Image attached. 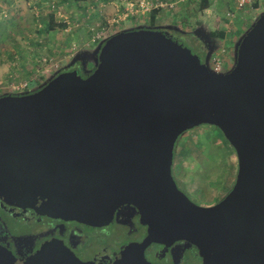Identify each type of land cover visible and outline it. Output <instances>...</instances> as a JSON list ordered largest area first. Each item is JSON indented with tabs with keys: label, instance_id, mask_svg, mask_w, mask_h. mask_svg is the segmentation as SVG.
Masks as SVG:
<instances>
[{
	"label": "water",
	"instance_id": "water-1",
	"mask_svg": "<svg viewBox=\"0 0 264 264\" xmlns=\"http://www.w3.org/2000/svg\"><path fill=\"white\" fill-rule=\"evenodd\" d=\"M99 46L86 76L68 69L31 93L0 96V198L98 226L133 206L147 234L113 264H151L146 247L177 241L202 264H264V14L224 73L160 30L122 31ZM200 125L218 128L237 158L234 185L213 206L193 203L172 176L177 139ZM0 264L94 263L54 243L25 259L0 249Z\"/></svg>",
	"mask_w": 264,
	"mask_h": 264
},
{
	"label": "rangeland",
	"instance_id": "rangeland-1",
	"mask_svg": "<svg viewBox=\"0 0 264 264\" xmlns=\"http://www.w3.org/2000/svg\"><path fill=\"white\" fill-rule=\"evenodd\" d=\"M47 1L57 7L48 8L46 0H17L13 4L15 13L9 11L6 17L2 14L1 18L5 22L0 23V59L7 56L13 57L16 54L21 57L25 53L24 64L19 68V75L25 71H30L27 74L24 73L25 76L30 74L27 77L36 75L41 81L38 88L44 86L61 70L77 68L76 70L83 77L93 71L96 65L95 53L84 63L70 66L69 61L73 59L71 57L62 64L58 63L57 68L54 69V61H58L62 55L71 54L74 45L76 48L73 54H81V49L89 52V48L101 45L104 40L116 33L152 29L163 30L172 39L191 50L193 54L199 52L204 55L211 43L210 40L206 41L203 47L200 41L193 38L192 34L199 30L197 27L204 28V31H207L206 34L210 36L212 30L219 28V24H233L227 20L231 18L226 16V12L231 11L234 0H218L222 9L219 7L214 9L215 1H210L209 9L216 11V14L219 10L220 13L217 23L210 20L209 15H205L210 13L203 12L197 0ZM140 1L153 7L151 10L144 11L139 6ZM126 3H132L133 6L126 5ZM243 11L245 12L238 11L231 21L240 18L250 20L251 17L254 19L243 27L239 38L244 36L260 15L264 14V0L260 4L256 3L252 7H246ZM185 13L189 16L187 19L183 18ZM41 19H49L52 24L57 26L62 24L65 27H57L55 30L48 31L40 24ZM171 27L179 28L178 30L183 32L182 35L186 36L184 38L187 42L177 38L176 35L180 32L172 33ZM238 31L240 32V30H232L231 35L238 34ZM181 37L183 36L180 35ZM86 44H90L89 47ZM44 56L50 58L51 61L41 66L40 60ZM200 60L203 58L201 57ZM232 67V64L227 67L224 63L223 71L227 72ZM34 89L35 86L29 87L25 93H31ZM21 93L24 94V92ZM172 173L187 189L191 199L196 204L198 203L197 205L213 206L221 201L234 185L237 173L236 154L218 128L211 125H200L184 132L177 139ZM178 185L180 186L179 183ZM108 239L111 242L112 237ZM89 247L86 250L90 249ZM186 264H195L194 258L190 257Z\"/></svg>",
	"mask_w": 264,
	"mask_h": 264
},
{
	"label": "flooded vegetation",
	"instance_id": "flooded-vegetation-1",
	"mask_svg": "<svg viewBox=\"0 0 264 264\" xmlns=\"http://www.w3.org/2000/svg\"><path fill=\"white\" fill-rule=\"evenodd\" d=\"M180 35L177 33L176 37L187 42ZM201 44L203 47L206 45L203 41ZM196 54L204 60L201 53ZM172 176L177 188L195 203L173 173ZM139 219L136 208L124 205L115 211L110 223L90 225L73 219L41 215L31 207L11 205L0 198V249L17 259H25L47 245L58 243L82 262L113 264L125 246L140 243L145 238L147 227ZM109 237H112L111 242ZM87 247L90 249L86 250ZM144 256L151 264H186L190 257L194 258L195 264H202L196 248L184 241H177L169 247L151 243L144 250Z\"/></svg>",
	"mask_w": 264,
	"mask_h": 264
},
{
	"label": "crops",
	"instance_id": "crops-1",
	"mask_svg": "<svg viewBox=\"0 0 264 264\" xmlns=\"http://www.w3.org/2000/svg\"><path fill=\"white\" fill-rule=\"evenodd\" d=\"M199 2L200 7L202 8V0H197ZM210 1L208 0L206 3L205 8L203 9V12L205 13H210V14H205V15H209L210 16V20H214V23H217L219 21L218 19V14L219 10L217 11L218 14H216V11H213L211 9H209L210 7ZM214 5L213 8H221L220 7V3L218 0H214ZM17 0H0V23H4L5 20H2L1 15L4 14V17H6V14H8L9 11H12L11 13H15L14 9H13V4L16 3ZM141 2V1H140ZM184 2V1H183ZM204 2V1H203ZM133 5L132 3H126V5ZM153 4V3H152ZM154 5V4H153ZM155 6V5H154ZM233 8V7H232ZM7 9V10H6ZM245 11H242L241 13H243ZM18 15V14H17ZM16 17V16H15ZM189 16L187 15V13L184 14V19H187ZM206 18H208L206 16ZM254 18L251 17L250 20H245L244 18H240L237 20H233L232 19H227L229 21V23H233L231 24H219V28L216 30H212V32L210 33V36H208L206 34L207 31H204L205 29L202 27H197L199 28L198 31H196L194 33V31L192 33L193 38H195L196 40H203V43L206 41L210 40V46H209V50H207L206 54H207V64L209 63V60L211 59V57L213 55H218L220 57V59L222 60L223 64L225 63V66L230 67V65L234 64V56H235V51L237 48V45L241 39V37L239 38V34L243 32V27H245V25L249 24L251 20H253ZM210 20L208 22H210ZM214 26V25H213ZM41 27V26H40ZM196 28V29H197ZM179 28L176 27H171V30H173L174 32H180V34L182 35L183 32L178 30ZM232 30H240V32L238 31V34H234L233 36L231 35ZM186 32V31H185ZM184 36V35H183ZM186 38V36H184ZM7 42V41H6ZM93 42V40H92ZM201 43V42H200ZM90 44H86L87 47H89ZM85 46V45H84ZM94 47V48H93ZM92 48H89V52L92 53L90 54L89 52H87V50L81 49V54H73V51L71 54H65L62 55V58H59L58 61H54L52 59V61H54V64L58 65V63L62 64V62H66V59L69 60L71 57H73V59L76 58V56H84V61H88V59L92 58L93 53L98 52L99 47L98 45L93 46ZM62 51V50H59ZM26 54L24 53L21 57L20 55L16 54L13 57H2L0 59V81H2L4 84H7L9 81H16V82H28L29 87H33L35 86L36 90L39 86V84L41 83V81L39 80V78L36 77V75H31V77H27L30 76L27 75V72L30 71H25L22 74L19 75V68L21 65L24 64V56ZM204 57V60L206 58L205 54H201ZM21 59V60H20ZM70 60V66H71V62L73 61ZM76 63H80V62H76ZM75 63V64H76ZM74 65V64H73ZM69 66V67H70ZM224 66V65H223ZM73 69V68H71ZM68 70V69H67ZM64 70L58 71V72H62ZM33 74V73H32ZM25 76V77H24ZM36 77V78H35ZM4 92V91H2ZM22 93L20 92L18 93H13L11 95H21ZM2 95H6V94H0V96Z\"/></svg>",
	"mask_w": 264,
	"mask_h": 264
},
{
	"label": "built area",
	"instance_id": "built-area-1",
	"mask_svg": "<svg viewBox=\"0 0 264 264\" xmlns=\"http://www.w3.org/2000/svg\"><path fill=\"white\" fill-rule=\"evenodd\" d=\"M262 1L263 0H234V6L231 9V11L226 12L227 13L226 16L232 19L233 17L236 16V13L238 11L241 12L246 7H252L256 3L260 4ZM45 3H46V6L50 9H55L57 7L55 4L50 3L47 0ZM139 6L143 8L144 11L151 10V8L153 7L152 5L148 6V3L146 2H141ZM75 48L76 46L74 45L72 48V51H74ZM50 61H51L50 58L44 56L40 60V65L45 66V64L46 63L48 64ZM223 65H224L223 62L218 55H213L208 63L209 69L216 73H224ZM55 68H57L56 64L54 65V69ZM28 88H29L28 82L9 81L7 84H4L2 81H0V93L1 94L11 95L13 93L25 92L26 90H28Z\"/></svg>",
	"mask_w": 264,
	"mask_h": 264
},
{
	"label": "trees",
	"instance_id": "trees-1",
	"mask_svg": "<svg viewBox=\"0 0 264 264\" xmlns=\"http://www.w3.org/2000/svg\"><path fill=\"white\" fill-rule=\"evenodd\" d=\"M204 1V2H203ZM207 1L208 0H202V9H204L205 8V6H206V3H207ZM154 13H155V11H154ZM41 25H43V27L45 26V29H47L48 31H51V30H55L57 27H59V28H63V27H65L64 25H55V24H52L50 21H49V19L47 20V19H41V23H40ZM200 42H201V40H199ZM205 56H207V54H205ZM203 62V61H202ZM204 63V62H203ZM58 73H60V72H58ZM57 73V74H58ZM25 92H27V90L25 91ZM24 92V94H27V93H25Z\"/></svg>",
	"mask_w": 264,
	"mask_h": 264
}]
</instances>
